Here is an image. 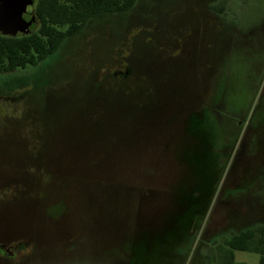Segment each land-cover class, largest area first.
<instances>
[{"label": "rangeland", "instance_id": "374dc122", "mask_svg": "<svg viewBox=\"0 0 264 264\" xmlns=\"http://www.w3.org/2000/svg\"><path fill=\"white\" fill-rule=\"evenodd\" d=\"M217 1L136 0L0 74V238L29 245L0 264H259L224 241L264 223L252 145L233 168L264 133V0Z\"/></svg>", "mask_w": 264, "mask_h": 264}, {"label": "trees", "instance_id": "16d2710c", "mask_svg": "<svg viewBox=\"0 0 264 264\" xmlns=\"http://www.w3.org/2000/svg\"><path fill=\"white\" fill-rule=\"evenodd\" d=\"M135 4L136 0H35L37 23L33 30L17 35L0 33V74L40 65L58 50L66 37L80 30L89 19L124 14ZM225 4V0H220L211 6L216 13H221ZM126 72L128 69L117 70L113 75ZM100 81H95V90H101ZM224 242L230 249L258 253L259 264H264V223L233 232ZM223 256L219 258L221 264H243L234 262L230 251Z\"/></svg>", "mask_w": 264, "mask_h": 264}, {"label": "flooded vegetation", "instance_id": "af4514ba", "mask_svg": "<svg viewBox=\"0 0 264 264\" xmlns=\"http://www.w3.org/2000/svg\"><path fill=\"white\" fill-rule=\"evenodd\" d=\"M219 1L220 0H218L217 2H219ZM34 4H35V0H33V16H32L31 23L28 26L27 32H19L18 34L28 33V32H30L31 30H33L35 28L37 22H36V18H35V15H34ZM91 21H92V18L88 20L89 23ZM80 30H78L76 33L66 37L61 42V44H63L66 40H68L70 38L76 37L77 33L81 32ZM3 34H5V33H3ZM8 35H11V34H8ZM14 35H17V33L14 34ZM61 44H60V46H61ZM60 46H59V48H60ZM0 97H2V96H0ZM5 97L6 98H10L9 96H5ZM12 99H14V98H12ZM247 124L248 125H247L246 129L243 132L241 140H240V142L238 144L239 147H238V149H237V151L235 153V157L233 159V168H234V166H235V164L237 162H239V161L243 162V157H244L243 155H245V151H243V149H244V147L246 145L247 146L248 145H252L253 146V150H254V155L252 154V155L248 156L249 157L248 162H250L252 165H255V166H257L258 162L261 163V165H264V133H263V131L260 132L258 130L257 126H254V123H252L251 120H249V122ZM243 152H244V154H243ZM24 246H29V245H28L27 242H24V243L23 242H19V243H16V244H8L7 242H4V240H2L0 238V259L2 257H5L7 260H11V261L14 258H17V260L23 259L24 250L22 249V247H24Z\"/></svg>", "mask_w": 264, "mask_h": 264}, {"label": "water", "instance_id": "95a60500", "mask_svg": "<svg viewBox=\"0 0 264 264\" xmlns=\"http://www.w3.org/2000/svg\"><path fill=\"white\" fill-rule=\"evenodd\" d=\"M33 16V0H0V32H27Z\"/></svg>", "mask_w": 264, "mask_h": 264}]
</instances>
